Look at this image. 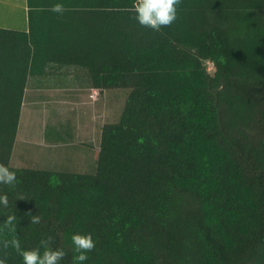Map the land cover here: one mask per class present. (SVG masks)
Returning a JSON list of instances; mask_svg holds the SVG:
<instances>
[{
    "label": "trees",
    "instance_id": "16d2710c",
    "mask_svg": "<svg viewBox=\"0 0 264 264\" xmlns=\"http://www.w3.org/2000/svg\"><path fill=\"white\" fill-rule=\"evenodd\" d=\"M28 3L29 31L0 28V164L17 173L0 183V260L22 264L16 235L60 264H264V0H179L159 30L133 0ZM50 64L127 89L95 173L11 162L27 77ZM74 232L95 242L83 262Z\"/></svg>",
    "mask_w": 264,
    "mask_h": 264
},
{
    "label": "rangeland",
    "instance_id": "374dc122",
    "mask_svg": "<svg viewBox=\"0 0 264 264\" xmlns=\"http://www.w3.org/2000/svg\"><path fill=\"white\" fill-rule=\"evenodd\" d=\"M206 65L213 72V62L206 61ZM46 77L43 80L67 79ZM65 89L58 83L49 87L42 84L31 93V103L28 95L25 96L11 155L14 166L96 172L102 126L118 120L127 89L93 94L88 90L75 93Z\"/></svg>",
    "mask_w": 264,
    "mask_h": 264
},
{
    "label": "clouds",
    "instance_id": "9594fccd",
    "mask_svg": "<svg viewBox=\"0 0 264 264\" xmlns=\"http://www.w3.org/2000/svg\"><path fill=\"white\" fill-rule=\"evenodd\" d=\"M179 0H133L132 10L135 12V19L140 25L159 30L162 26L172 24L177 18V5ZM52 12L63 14L66 10L62 2H56L51 5ZM17 181V173L7 165L0 164V183L14 185ZM0 204L7 205L6 196H0ZM39 215L31 216V223L40 222ZM15 216L7 217V224L11 225V230L15 232ZM74 249L79 252L76 260L83 262L87 259L86 250H91L95 242L90 233L74 232L70 236ZM13 249L22 257V264H60L65 255L60 248L49 246L48 239H41L37 248H22L19 239L13 235L10 241H7ZM0 264H4L0 260Z\"/></svg>",
    "mask_w": 264,
    "mask_h": 264
},
{
    "label": "crops",
    "instance_id": "0c3cea01",
    "mask_svg": "<svg viewBox=\"0 0 264 264\" xmlns=\"http://www.w3.org/2000/svg\"><path fill=\"white\" fill-rule=\"evenodd\" d=\"M29 9L30 7L28 0H0V28L16 31H29ZM52 75L58 77H66L67 79L62 82H55L54 80H43V78H48L46 76L52 77ZM56 83H58L63 88H66L65 91L75 90V93H80L84 92V90H88L90 94H93L94 92H104L109 90L94 87L90 82L88 71L84 67L50 64L47 66L45 73L40 75H31L30 73L28 75L24 91L23 103L26 99V95H28L29 102L31 103V93H34V89L38 90V87L42 86V84H45L46 87H49L55 86Z\"/></svg>",
    "mask_w": 264,
    "mask_h": 264
}]
</instances>
